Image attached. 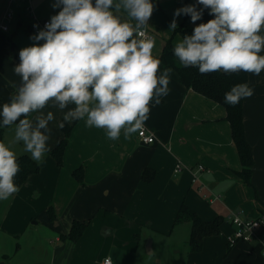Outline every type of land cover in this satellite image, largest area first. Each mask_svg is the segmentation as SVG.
Instances as JSON below:
<instances>
[{"label":"crops","instance_id":"obj_1","mask_svg":"<svg viewBox=\"0 0 264 264\" xmlns=\"http://www.w3.org/2000/svg\"><path fill=\"white\" fill-rule=\"evenodd\" d=\"M153 3L148 29L155 37L153 55L159 59L170 37L174 45L182 40L175 32L178 26H196L213 18L207 9L195 24L190 16L181 15L175 18L177 27L173 30L169 26L174 11L196 4V0ZM12 4L11 0H0V23L6 5ZM28 7L24 6L26 14ZM15 11L16 21H30L23 11ZM16 35L15 28L0 33V110L20 86L21 78L13 69L20 62L19 51L27 46L15 39ZM28 36L34 35L28 32ZM164 69L161 63V73ZM248 78L254 89L244 101L245 133L254 158L251 183L239 175L243 165L226 107L186 87L172 69L168 95L158 105L153 101L143 124L154 133L153 143H142L138 131L128 138L121 133L113 141L104 129L88 127L83 120L71 122L63 164L58 165L47 152L40 171L19 187L9 211L0 217V230L7 226L10 235L23 238L14 257L2 249L0 264H102L108 255L114 264H139L140 255L157 250L156 233H171L183 203L206 220L224 218L221 233L207 237L200 251L190 252L186 264H264L261 245L243 240L228 245L234 230L228 220L232 212L247 219L264 215V71L258 76L248 73ZM43 111H52L55 116L47 142L53 149L63 136L58 124L67 109L62 111L50 102ZM14 135L15 125L6 127L4 143L16 155H30L22 142L13 143ZM177 163L184 166L178 173L174 171ZM199 165L205 170L198 171L195 180ZM80 167L83 181L75 175ZM145 172L151 179H144ZM75 220L87 222L76 241L67 237ZM177 226H188L191 231L190 222Z\"/></svg>","mask_w":264,"mask_h":264},{"label":"clouds","instance_id":"obj_2","mask_svg":"<svg viewBox=\"0 0 264 264\" xmlns=\"http://www.w3.org/2000/svg\"><path fill=\"white\" fill-rule=\"evenodd\" d=\"M53 8L60 10L30 37L43 43L19 51L13 71L21 78L20 86L0 110V126L15 125L13 143L22 142L38 164L51 151L49 124L55 116L43 111L50 102L67 109L58 124L61 129L83 120L88 127L104 129L110 140H118L121 133L128 138L148 119L153 101L158 105L168 95L172 72L165 68L161 73V61L153 55L155 39L146 31L153 0H55ZM205 9L213 18L174 45L180 64L196 67L200 74L260 75L264 0H196L176 9L169 27L175 30V18L181 15L195 24ZM253 94L249 84H237L225 93V102L235 106ZM19 171L15 151L0 142V201L19 191Z\"/></svg>","mask_w":264,"mask_h":264},{"label":"trees","instance_id":"obj_3","mask_svg":"<svg viewBox=\"0 0 264 264\" xmlns=\"http://www.w3.org/2000/svg\"><path fill=\"white\" fill-rule=\"evenodd\" d=\"M195 26H188L182 24L177 27L176 33H180L182 36L191 35ZM31 31V29H30ZM29 31V32H30ZM31 33V32H30ZM174 43L172 37H170L163 48L161 54V63L164 68H171L176 70L179 75V79L186 87L193 89L204 96L213 99L226 107L227 119L231 124L232 136L238 153L243 165L241 171H239L240 177L247 183H251L252 171L254 166L253 150L251 144L248 142L245 125H244V101L241 99L235 106L225 102V93L230 89L241 83L249 84V78L247 72L238 73H225L223 71L212 72L208 74H200L196 67H184L180 64L178 59L173 54ZM73 124L65 123L63 129V136L59 143L51 149L49 152L52 154L58 165L63 164V154L69 141V136ZM6 127L0 126V142L4 143ZM17 162L20 165V171L15 178V183L18 187L23 186L29 178L40 171L41 164L31 159L28 154L17 155ZM76 177L83 181V167H80L75 171ZM144 179H151L147 176V172L144 173ZM50 210H52L50 208ZM52 213V211H51ZM54 216V214H51ZM184 222H191V232L189 236V248L190 252H197L203 248L204 241L207 237H215L221 233L222 224L224 218L218 216L211 220H206L201 217L194 209L189 205L183 203L177 212L175 218V225H179ZM87 227V222L75 220L72 224L70 232L67 237L76 241L84 233ZM229 247L230 244L228 243Z\"/></svg>","mask_w":264,"mask_h":264},{"label":"rangeland","instance_id":"obj_4","mask_svg":"<svg viewBox=\"0 0 264 264\" xmlns=\"http://www.w3.org/2000/svg\"><path fill=\"white\" fill-rule=\"evenodd\" d=\"M55 0H16L13 1L12 8L19 11H23L25 18L32 19L36 18L38 20H44L46 18L50 19L53 15H56L59 8H53ZM28 5L32 12L26 14L24 11V6ZM18 26V27H17ZM12 30L17 29V35L15 39L20 40L23 46H31L35 42L33 39H30L32 36H28L30 31L29 20L21 19L12 22L10 24ZM28 31L27 33L21 29ZM31 32V31H30ZM39 41L37 43H42ZM16 194V193H15ZM14 194V195H15ZM14 195L11 196L8 200L0 201V217L2 218L10 209V201L14 198ZM21 206V205H18ZM32 221H30L31 223ZM186 223V222H184ZM191 223V222H190ZM188 226H177L173 225L171 233H156V241L158 243L157 250L154 253H147L139 256V264H186L189 260V229ZM7 226L0 230V260H2V252L4 247L8 250L9 255L15 256L18 253V243H21L23 238L12 236L7 233ZM191 232V231H190ZM22 254L16 255V257L21 256ZM1 262V261H0Z\"/></svg>","mask_w":264,"mask_h":264},{"label":"built area","instance_id":"obj_5","mask_svg":"<svg viewBox=\"0 0 264 264\" xmlns=\"http://www.w3.org/2000/svg\"><path fill=\"white\" fill-rule=\"evenodd\" d=\"M16 1V0H11ZM32 12L31 8H27ZM17 13L10 5H6L3 12V20L0 23V33L10 32V24L16 21ZM50 19L46 18L44 20H38L32 18L29 23L31 25L30 29L33 35L37 34L39 30L43 29L45 24L48 23ZM150 37H154V34L148 29H146ZM137 138L145 144H151L155 141V135L153 132L143 125L137 132ZM184 166L181 163H177L174 171L176 173L180 172ZM205 170L204 165H199L196 171H194V179L197 180V172ZM228 220L234 225L233 232L228 236V243L230 246L236 245L239 241H247L251 243H257L262 246L264 254V215L257 218L247 219L244 218L240 213L232 212L228 216ZM102 264H114L111 256H105Z\"/></svg>","mask_w":264,"mask_h":264},{"label":"bare ground","instance_id":"obj_6","mask_svg":"<svg viewBox=\"0 0 264 264\" xmlns=\"http://www.w3.org/2000/svg\"><path fill=\"white\" fill-rule=\"evenodd\" d=\"M18 21H16V23H17ZM31 34H32V32H31Z\"/></svg>","mask_w":264,"mask_h":264}]
</instances>
